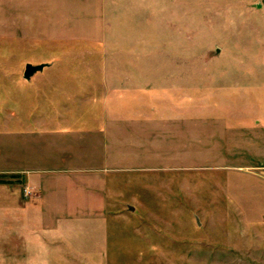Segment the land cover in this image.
<instances>
[{"label": "rangeland", "instance_id": "rangeland-1", "mask_svg": "<svg viewBox=\"0 0 264 264\" xmlns=\"http://www.w3.org/2000/svg\"><path fill=\"white\" fill-rule=\"evenodd\" d=\"M0 181V264H264V0H0Z\"/></svg>", "mask_w": 264, "mask_h": 264}, {"label": "crops", "instance_id": "crops-1", "mask_svg": "<svg viewBox=\"0 0 264 264\" xmlns=\"http://www.w3.org/2000/svg\"><path fill=\"white\" fill-rule=\"evenodd\" d=\"M110 123V122H109ZM44 124V127H45V129L42 131V129H41V134H47L48 133V131L49 132H51L52 130H50V128H51V122H44L43 123ZM43 124H39V126L40 127H42L43 126ZM37 125L38 124H36V127H37ZM82 141H83V139H82ZM95 152H96V155L94 154V156L93 157H95V158H101L100 156H102L101 155V150L99 149V146L95 149ZM94 152V153H95ZM36 170V167H18V168H14V169H9V170H3V171H5L6 173H10V172H13V173H15V174H22V173H26V175L27 176H25L24 174H22V175H24V177H25V181H26V184H28V185H30L31 186V183L33 182L32 180V176H31V174H29L30 172H32V171H35ZM29 174V175H28ZM15 183V182H14ZM18 184V183H17ZM33 186V185H32ZM13 193V192H12ZM14 195V194H13ZM7 200H5V201H7V203H3V205H4V207L6 208H9V207H13V206H17V207H23L24 209L25 208H29L30 206H29V204H30V202L28 203L27 201H25L24 200V202L23 201H21V198H16V197H12V195H10L9 194V196L7 195V198H6ZM11 201V202H10ZM10 202V203H9ZM14 208V207H13ZM29 211V210H28ZM27 210H25V212H28Z\"/></svg>", "mask_w": 264, "mask_h": 264}, {"label": "water", "instance_id": "water-1", "mask_svg": "<svg viewBox=\"0 0 264 264\" xmlns=\"http://www.w3.org/2000/svg\"><path fill=\"white\" fill-rule=\"evenodd\" d=\"M45 64H33V63H27L24 71V77L30 78L34 73L42 70L44 68Z\"/></svg>", "mask_w": 264, "mask_h": 264}, {"label": "trees", "instance_id": "trees-1", "mask_svg": "<svg viewBox=\"0 0 264 264\" xmlns=\"http://www.w3.org/2000/svg\"><path fill=\"white\" fill-rule=\"evenodd\" d=\"M0 182H3V181H0Z\"/></svg>", "mask_w": 264, "mask_h": 264}]
</instances>
